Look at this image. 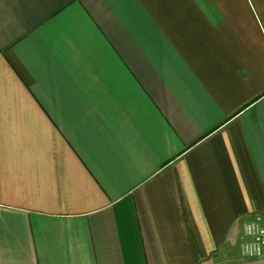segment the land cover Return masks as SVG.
I'll return each mask as SVG.
<instances>
[{
	"label": "crops",
	"instance_id": "1",
	"mask_svg": "<svg viewBox=\"0 0 264 264\" xmlns=\"http://www.w3.org/2000/svg\"><path fill=\"white\" fill-rule=\"evenodd\" d=\"M264 0H0V264H264Z\"/></svg>",
	"mask_w": 264,
	"mask_h": 264
},
{
	"label": "built area",
	"instance_id": "2",
	"mask_svg": "<svg viewBox=\"0 0 264 264\" xmlns=\"http://www.w3.org/2000/svg\"><path fill=\"white\" fill-rule=\"evenodd\" d=\"M241 254L247 258L264 257V222L255 216L243 226Z\"/></svg>",
	"mask_w": 264,
	"mask_h": 264
},
{
	"label": "rangeland",
	"instance_id": "3",
	"mask_svg": "<svg viewBox=\"0 0 264 264\" xmlns=\"http://www.w3.org/2000/svg\"><path fill=\"white\" fill-rule=\"evenodd\" d=\"M249 220H246L245 223H248ZM242 233H243V230H242Z\"/></svg>",
	"mask_w": 264,
	"mask_h": 264
}]
</instances>
